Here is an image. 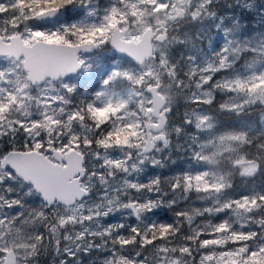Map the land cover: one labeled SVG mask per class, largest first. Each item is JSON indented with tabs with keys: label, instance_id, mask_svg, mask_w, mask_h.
I'll use <instances>...</instances> for the list:
<instances>
[{
	"label": "snow or ice",
	"instance_id": "obj_1",
	"mask_svg": "<svg viewBox=\"0 0 264 264\" xmlns=\"http://www.w3.org/2000/svg\"><path fill=\"white\" fill-rule=\"evenodd\" d=\"M45 257L264 264V0H0V264Z\"/></svg>",
	"mask_w": 264,
	"mask_h": 264
},
{
	"label": "rangeland",
	"instance_id": "obj_2",
	"mask_svg": "<svg viewBox=\"0 0 264 264\" xmlns=\"http://www.w3.org/2000/svg\"><path fill=\"white\" fill-rule=\"evenodd\" d=\"M66 16H68V15H74V14H72V13H66L65 14ZM244 23L245 24H249V23H251L252 24V26L254 27L255 26V18L253 17V19L251 20V21H249V20H244ZM163 211V210H162ZM167 216L168 217H170L171 216V213H168L167 212ZM166 218V217H165ZM167 219V218H166ZM42 264H50V260H49V258H47V257H45L44 258V261L42 262Z\"/></svg>",
	"mask_w": 264,
	"mask_h": 264
},
{
	"label": "trees",
	"instance_id": "obj_3",
	"mask_svg": "<svg viewBox=\"0 0 264 264\" xmlns=\"http://www.w3.org/2000/svg\"><path fill=\"white\" fill-rule=\"evenodd\" d=\"M158 215H159L160 217H163V218H165V217L168 218V216H167V212H166V211H160ZM166 218H165V219H166Z\"/></svg>",
	"mask_w": 264,
	"mask_h": 264
}]
</instances>
